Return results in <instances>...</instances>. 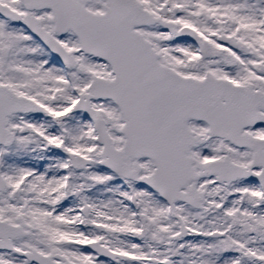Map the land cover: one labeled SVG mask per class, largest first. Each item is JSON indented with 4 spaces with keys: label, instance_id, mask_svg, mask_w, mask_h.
<instances>
[{
    "label": "snow or ice",
    "instance_id": "6c2138e0",
    "mask_svg": "<svg viewBox=\"0 0 264 264\" xmlns=\"http://www.w3.org/2000/svg\"><path fill=\"white\" fill-rule=\"evenodd\" d=\"M0 264H264V0H0Z\"/></svg>",
    "mask_w": 264,
    "mask_h": 264
}]
</instances>
